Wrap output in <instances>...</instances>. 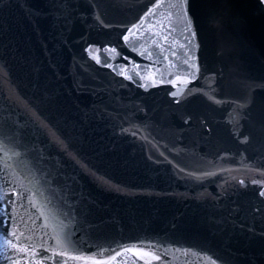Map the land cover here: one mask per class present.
<instances>
[{"label":"water","instance_id":"1","mask_svg":"<svg viewBox=\"0 0 264 264\" xmlns=\"http://www.w3.org/2000/svg\"><path fill=\"white\" fill-rule=\"evenodd\" d=\"M96 2L0 0V201L17 200L0 215L14 217L8 224L24 238L52 244L62 229L73 240L66 256L37 249L26 259L21 247L19 264H264V5L101 0V15ZM148 7L154 16L146 23L163 33L154 27L136 47L152 51V60L127 47L111 59L105 45H122L120 25ZM124 56L166 79L180 74L184 58L197 57L201 71L188 87L145 91L103 66L128 64ZM36 109L126 190L98 187L81 172L38 131Z\"/></svg>","mask_w":264,"mask_h":264},{"label":"snow or ice","instance_id":"2","mask_svg":"<svg viewBox=\"0 0 264 264\" xmlns=\"http://www.w3.org/2000/svg\"><path fill=\"white\" fill-rule=\"evenodd\" d=\"M258 3L260 5H264V0H258ZM95 7L101 9V15L104 14L101 0H97ZM152 16H154V7H148L147 11H144L143 15L139 16V18L135 22L122 23L120 26L126 28V31H124L123 34L117 33V35L119 36L120 40L123 41V44L121 45L117 42L111 47L105 45L104 51L108 53L109 57L115 60L122 55V52L118 51V48L127 47L133 52H138L146 59L152 60L154 55L152 51H148L144 45H141L140 49L136 47V44L139 43L137 37L139 36V38L141 39H146L145 32H152L154 27L156 29V34L158 36L162 35V26L153 25L152 23H146L145 18ZM185 20L187 23V30L191 31L192 21L188 20L187 17H185ZM105 27H110V25H105ZM193 36H195V32H193ZM163 39L167 40L168 37L163 36ZM152 44L156 45L157 40L153 39ZM92 47L93 45H88L89 49ZM160 51L161 53H163L164 49L161 48ZM89 55H92V53L89 52ZM172 55L175 56L176 53L172 52ZM93 59L97 64L102 63L100 56H93ZM123 59L128 61V64H119L114 66L113 63L107 62L106 59L105 61H103V66L111 69L112 71L116 72L117 75L124 77L125 80L136 84L138 87L144 89L145 91H147L149 86H157L165 83L170 84L173 89H176L178 85L188 87L192 83V81H195L197 79V74L201 71L200 66L197 62V57L191 58L193 61H196L195 63H190L188 58H184V67L180 70V74H174L172 79H166L164 77V74L162 72L158 73V71L152 64L148 65L146 70L141 71V65L137 61L130 59L128 56H124ZM164 59L168 60V56L165 55ZM159 62L160 61L158 59L155 61L156 64H159ZM169 64H171V61H169ZM129 65H132L131 70L129 69ZM172 66L175 67V65ZM189 91H199V89L190 88ZM169 95L172 97H176L177 91H171ZM209 99H213V97L210 96ZM253 104H255L254 98ZM260 108L262 111H264V104H262ZM30 118L35 125H38V131H41L42 134L50 137L51 142L55 146L60 148V150L63 151L64 155L70 161H72L74 165L80 169L81 172L88 175L93 180V182L97 184L98 187L116 191L126 190L124 188H121L119 185H113L111 178L107 177V173L101 174L99 169L90 165L87 160L82 158L75 150H73L71 143L66 142V138L61 139L59 129L54 124L50 125V122L46 123L47 117L44 116L43 113L39 111V109L32 111L30 113ZM260 125L262 128H264V120L260 122ZM125 131L127 130L121 128V132ZM181 171L183 170L181 169ZM211 174L212 173H203L202 175ZM71 180L76 184H79V181L75 176H72ZM6 183L8 182L6 181ZM240 183L243 184L244 181H240ZM252 183L255 184L258 182L254 180L252 181ZM18 187L19 185L10 186V191L15 193L17 192ZM25 195V192H20L18 199L23 200ZM74 195L78 194L74 193ZM260 195L264 196V189L260 191ZM16 203L17 200H13L11 197L6 198L4 201H0V213H3V208L5 205H15ZM9 219H11V225L16 224L15 218L11 217L10 214L4 213L3 215H0V238H3L2 243H0V248L3 249V251H0V257H2L3 259L2 261H0V264H19V260L17 259V257L19 256V252L17 250L21 247H23V249L28 253V256L25 257L26 259L36 257L37 249H44V253L51 251L53 254H55L57 249H59V254L61 256L68 255V250L71 248L73 243L71 232H64L62 229H57L55 230V234L51 237L53 241L52 244H49L47 240H40L37 242L34 241L32 237L24 238L22 233H18L14 227L8 224ZM13 239L16 240L15 243H13ZM9 248L13 250V254L5 255L4 253L7 252ZM129 250L137 251V254H139V251L137 249ZM85 252L86 249L79 250L77 259L84 257ZM44 253H40L41 257L44 260H50L52 258L51 256H47ZM92 255H95V253H92ZM155 259L159 260L160 257L156 256ZM59 264H68V261L61 260Z\"/></svg>","mask_w":264,"mask_h":264}]
</instances>
